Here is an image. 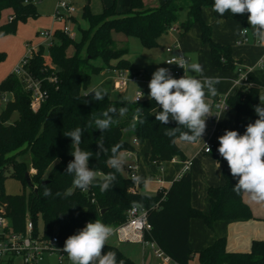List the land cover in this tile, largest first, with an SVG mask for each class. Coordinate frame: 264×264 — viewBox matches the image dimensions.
<instances>
[{
	"label": "trees",
	"instance_id": "16d2710c",
	"mask_svg": "<svg viewBox=\"0 0 264 264\" xmlns=\"http://www.w3.org/2000/svg\"><path fill=\"white\" fill-rule=\"evenodd\" d=\"M37 1L41 0H0V39L15 34L19 23L39 19ZM213 4L214 0H163L160 7L147 8L142 0H132L127 12H119L114 0L100 14L93 13L87 4L82 17L89 26L80 29V38L74 41L58 31L55 34L56 44L49 49L41 47L27 67L36 79L43 81L47 91V98L37 112L32 110L31 93L19 77L11 73L0 83V95L11 94L13 97L0 112V209H5L13 233H25L26 221L30 219L34 226L33 234L38 236L41 221L42 239L49 241L56 236L58 245L64 246L66 239L77 234L88 222L100 220L112 228L117 227L126 222L129 209L139 207L147 212L151 225L145 240L155 242L178 264H191L195 258L199 264H264L263 240L252 241L248 252H229L226 237L217 238L213 245L201 251H193L190 247L192 219L203 220L211 230L219 221L255 219L243 199L244 192L237 194L233 191L237 179L232 177L229 167L223 171L225 184L208 189L209 213L192 206L191 169L168 189H160L155 195L136 190V187L143 186V182L136 184L121 172L115 173L117 179L111 190L101 192L94 181L82 192L74 185L73 175L65 172L68 163L74 159L71 152L76 146L64 134L77 127L83 130L78 147L92 152L89 168L98 174L115 172L107 164L112 146L120 144L121 153L133 152L136 151L134 140L151 144V151L146 155L149 162L159 166L175 159L187 162L177 144L179 134L175 138L165 135L167 128L177 126L176 122L164 125L156 121L155 114L160 108L154 100H94L95 91L88 90L92 76L103 69L94 64L96 60H102L108 69L130 71V62L126 58L128 49L118 47L113 33L136 37L145 48H154L158 46L159 38L178 24L179 13L183 10L187 11V19L180 25L181 35L198 24L202 44L210 49L213 67L246 74L238 93L225 98L226 107L235 115L234 130L244 134L246 126L255 122L258 117L254 107L260 104L259 96L264 83L252 72L245 71L241 60L234 59L230 45L213 40V29L203 20V8L212 9ZM6 10H11L12 15L7 22H1ZM213 14L218 19H238L244 26L248 24L247 13L233 15L228 11L223 17L214 11ZM71 46L76 49L72 56L68 55ZM6 59L7 53L0 51V64ZM50 77L56 78L57 82L49 81ZM206 98L214 104L220 99L218 95ZM125 107L128 111L123 116L119 115V109ZM112 108L116 112H110L113 123L109 129L102 133L94 123L88 127L94 117L103 118L101 113ZM141 119L144 123L139 122ZM101 136L109 152L97 156V141ZM218 147L219 144H214L208 153L215 159L221 158ZM26 152L31 154L30 168L17 160ZM30 170L35 171L31 182L37 191L31 188L28 195H9L5 192L6 174L18 179L25 189L29 187L26 174ZM45 187L51 189L52 195H43ZM107 251L116 253L117 264L120 261L138 264L114 245L106 243L104 252ZM15 260L10 258L3 264H15Z\"/></svg>",
	"mask_w": 264,
	"mask_h": 264
},
{
	"label": "clouds",
	"instance_id": "9594fccd",
	"mask_svg": "<svg viewBox=\"0 0 264 264\" xmlns=\"http://www.w3.org/2000/svg\"><path fill=\"white\" fill-rule=\"evenodd\" d=\"M212 10L223 17L225 12L230 11L233 15L248 14V23L257 41L264 44V0H214ZM249 28H242L237 32L238 36H246ZM237 43H240L238 40ZM167 64H176L184 69V75L174 78L168 68H158L148 84L150 99L159 105L160 110L155 114L156 121L167 125L172 121L176 127L167 128L165 135L179 139L186 143H195L202 140L206 132V119L209 117L211 106L206 102V96L217 95L216 84L220 83L217 77L204 76V68L198 62L188 63L181 58L179 63L169 60ZM194 73L195 75H190ZM94 100L104 99L101 91H95ZM139 100V99H138ZM260 104L254 107L258 117L254 123L246 126L244 134L236 130H225V133L218 137L220 156L227 161L230 173L237 183L233 191L237 194L244 192L256 203L264 202V95L259 96ZM128 109L120 108L119 115L123 116ZM116 109L112 108L101 113L103 118L94 117L88 127L95 124L96 129L102 133L109 129L113 123ZM140 109H137V115ZM140 123H144L141 119ZM83 130L77 127L73 131L64 134L70 137L72 145L76 147L71 155L74 159L68 163L66 173L73 175L74 185L87 190L96 182L101 192L113 188L117 179L116 172L124 168L125 157L121 153V145L111 147V156L107 164L115 172L98 174L94 169L89 168V160L92 152L81 150L78 146L81 143ZM175 142V140H173ZM207 145V144H206ZM97 156L107 155L109 149L105 147L103 137L97 141ZM210 152L211 149L207 145ZM220 167L217 161V168ZM134 183L142 182L140 176L132 177ZM44 196L52 195L51 189L45 187ZM59 196L60 194L57 193ZM114 234V229L100 220L88 222L77 234L69 236L63 247L71 264H117L116 253L113 251L104 252L105 245ZM119 264H124L120 261Z\"/></svg>",
	"mask_w": 264,
	"mask_h": 264
},
{
	"label": "crops",
	"instance_id": "0c3cea01",
	"mask_svg": "<svg viewBox=\"0 0 264 264\" xmlns=\"http://www.w3.org/2000/svg\"><path fill=\"white\" fill-rule=\"evenodd\" d=\"M87 4L90 5V0H88ZM207 12L209 13L205 12L206 14H204L205 22L213 29V40L222 45H230L233 48L234 59L241 60L243 63V69H245V71L252 72V74L256 76L260 82L264 83V44H261L257 41L256 37L253 35L249 23L247 24V28H249L248 33L244 38H242L241 36L237 35V32L245 27L241 20L218 19L214 16L212 9L211 11ZM53 25L56 24L53 22ZM53 25L51 24V27H53ZM195 26L196 25H194L191 29H194ZM190 32H192V30ZM183 36H185V34ZM238 40L240 43H237ZM176 44L179 45V48H176L174 53L183 51L184 54H186L188 43L185 41V43L181 44V42L177 40L174 45ZM203 50L208 52V61L206 62L207 65L204 64L203 66L205 67L206 73L210 77H217L220 79V83L215 85L217 89V95L220 97V99L217 104H214L211 99L206 98V102L211 106V110L209 113L210 116L206 119L207 127L202 140H198L196 143H186L179 140L177 141V144L187 157V162L191 163L192 206L204 213H209L211 206L208 196V189L209 187H220L225 184L223 171L229 166L227 161H225L222 157L220 159H215L206 153L205 147L207 145L213 146L214 144H219L218 137L222 136L225 133V130H234L235 115L226 106H223L221 102L222 99L237 94L241 88V83L240 74L237 72L234 74L227 70L214 69L209 47L207 45L200 47V51ZM167 56L168 54L165 50V59ZM186 56L188 57L187 54ZM204 56L205 59H207L206 55ZM19 62L20 60L18 63ZM164 68H168L169 70L171 69L166 64ZM136 71L139 70H133L130 68L129 72L135 73ZM189 74L192 75V73ZM127 89L125 91H127ZM138 91L143 93V100H145L144 90H137L136 92ZM6 95L7 94L0 96L2 99L5 97L8 100L13 98L11 94H8L11 95V98H7L8 95ZM261 95H264V88H262L260 91V96ZM134 99L135 97L130 101H134ZM135 147L136 151L122 153L125 157L124 168L127 173L125 178L129 177L128 166H135V172L137 176L142 178L143 182V188L136 187V190H139L141 193L155 195L160 189H168L172 183L183 174L186 161L175 159L164 163L162 166H159L155 162H149L146 159V155L151 151V144L148 141H138ZM217 161L220 164L219 168H217ZM32 171L35 173L34 170ZM159 181L161 183H159ZM149 185H154L155 190L152 192H144L143 189ZM243 199L245 203L250 206L255 219L238 220L234 222L219 221L215 223L214 230L209 229L203 220L192 219L190 224L189 240L191 249L193 251L204 250L213 245L217 238L226 237L227 250L229 252H248L251 248L252 241L258 240L253 236L252 233L255 228L254 226H257L262 221H264V216H259L258 209L255 208V202L249 198L247 193H244ZM111 237L116 238L113 235ZM259 239L263 240V238Z\"/></svg>",
	"mask_w": 264,
	"mask_h": 264
},
{
	"label": "rangeland",
	"instance_id": "374dc122",
	"mask_svg": "<svg viewBox=\"0 0 264 264\" xmlns=\"http://www.w3.org/2000/svg\"><path fill=\"white\" fill-rule=\"evenodd\" d=\"M76 7L79 9V13L76 15V21H68L67 25L70 29L76 33L77 39L80 38V29L88 28V22L82 17V9L87 4L88 0H72ZM145 7L158 8L161 6L163 0H142ZM114 3V0H90V9L95 14H100L104 8L110 7ZM36 7L40 13V17L37 20H29L27 23H19L18 30L15 34L9 35L0 39V51L7 53V59L5 62L0 64V83L12 72L14 66L21 60L29 51V45H36L40 43V38L38 33L53 25V15L55 12L56 0H41L37 1ZM132 0H116L117 10L120 12H127L131 8ZM207 11H211L210 7L203 8V20L205 21ZM206 12V13H205ZM12 15L11 10H6L1 18V22H7L9 16ZM208 15V14H207ZM187 19V11L183 10L179 13L178 24L176 32H168L167 34L161 36L158 41V46L154 48H145L141 41L132 36H127L123 33H113V39L117 42L119 48H127L128 55L127 59L130 62V66L133 70H139L136 72H144L147 74L154 73L158 68L165 66V50L172 47L177 40L181 44L188 43L187 52L188 63L198 62L202 66L208 61V56L205 50L200 51V47L206 45L202 44L200 40V26L196 24L192 32L188 31L185 36L181 35L180 25ZM61 26L59 24L53 25V27ZM248 26V25H247ZM245 26L244 28H247ZM52 28V27H51ZM190 32V33H189ZM192 33V34H191ZM233 50V48H232ZM76 52L74 46L68 49V55L72 56ZM183 52V51H182ZM184 53V52H183ZM185 54V55H186ZM207 59H205V56ZM96 66H102L103 69L92 76L90 85L88 87L89 91H101L104 94V98H109L111 100H127L130 101L135 97L137 90H144V99H150L148 96L149 89H147L143 84L129 83L127 91H118L114 88V83L116 81V75L113 73V69H108L102 62V60L94 61ZM207 65V64H206ZM209 65V64H208ZM204 68V76L210 77ZM212 68V65H211ZM210 68V69H211ZM215 69V68H214ZM236 73L235 71H229ZM192 75H195L192 73ZM8 95V94H7ZM6 95V96H7ZM7 98H11L8 95ZM6 103L0 96V112L5 108ZM17 160L23 162L28 168L31 167V154L26 152L17 157ZM125 166V165H124ZM124 177L127 175L125 168L120 171ZM33 171L30 170L29 176L31 177ZM7 177L4 180V190L9 195H28L31 191L30 187L23 188L22 183L14 178L10 177V174H6ZM143 188V186H142ZM155 190L154 185L146 186L143 191H153ZM255 208L258 209L259 216H264V202L256 203ZM253 236L260 240H264V221L259 225L254 226ZM40 235L43 232V224L39 223ZM108 244L116 246L122 253L134 260L138 264H161L158 259L155 258L152 250L150 248H144L140 244L135 243H121L118 242L116 238L111 237ZM59 251L53 250L44 252L43 257L38 261V264H71L69 260L64 262L59 261ZM3 264V263H0ZM15 264H24L21 258L15 261ZM191 264H199L198 260L195 258Z\"/></svg>",
	"mask_w": 264,
	"mask_h": 264
},
{
	"label": "built area",
	"instance_id": "2783aa9c",
	"mask_svg": "<svg viewBox=\"0 0 264 264\" xmlns=\"http://www.w3.org/2000/svg\"><path fill=\"white\" fill-rule=\"evenodd\" d=\"M86 6V5H85ZM84 6V7H85ZM83 7V9H84ZM82 9V14H83ZM79 9L76 7L72 0H56L55 12L53 15V22L61 25L60 27H52L45 29L38 33V37L41 39L40 43L36 45H29L28 53L20 60V62L14 67L12 73L19 77L26 88L31 93V107L32 110L37 112L43 102L47 98V91L43 87V81L36 79L28 70L30 61L41 47L49 49L56 44L55 34L59 31L66 35L71 40H78L77 35L67 25L68 21L75 22L76 15L79 13ZM177 28L171 27L169 32H176ZM247 35V34H246ZM244 38L245 36H241ZM179 48L176 44L166 49L168 54L165 59V64L169 66L170 72L174 78H180L184 75V69L176 64H167L169 60H173L177 63L182 59L188 61V57L183 52L174 53L175 49ZM113 73L116 75V81L114 88L118 91H125L129 83L143 84L148 88V84L152 78V74L146 72L131 73L126 70L113 69ZM246 79L245 72L240 73V83ZM49 81L57 82V79L50 77ZM139 99V100H138ZM5 103L8 99L3 98ZM135 102L143 101V93L138 91L135 94ZM226 100L222 99V105H225ZM134 145L138 143V140L133 141ZM211 151L213 146L208 145ZM205 152L210 153L205 147ZM191 169V163L186 162L183 169V173ZM135 166H128L129 178L132 179L136 174ZM159 183H161L159 181ZM82 192H85L83 190ZM5 209H0V263L7 262L10 258H21L24 264H38V261L43 257L44 252L58 250L59 261L62 263L68 259L67 254L63 251L64 246L58 245V238L54 236L51 240L45 241L41 235L34 236V226L30 219L26 221L25 233L17 234L13 233L9 226V220L5 216ZM114 234L118 242L121 243H135L142 245L143 248H150L156 259L161 264H178L170 256H168L155 242L146 241L145 234L151 230V225L148 222L147 212L139 207H133L127 212V220L124 224L113 227ZM110 239V238H109ZM15 260V261H16ZM70 261V260H69Z\"/></svg>",
	"mask_w": 264,
	"mask_h": 264
},
{
	"label": "water",
	"instance_id": "95a60500",
	"mask_svg": "<svg viewBox=\"0 0 264 264\" xmlns=\"http://www.w3.org/2000/svg\"><path fill=\"white\" fill-rule=\"evenodd\" d=\"M26 178H27V182L30 188H33L34 191H37V189L33 186L32 182H31V177L29 176V173L26 174Z\"/></svg>",
	"mask_w": 264,
	"mask_h": 264
}]
</instances>
